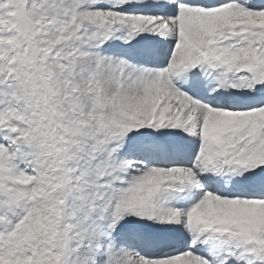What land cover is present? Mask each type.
<instances>
[{
    "label": "snow or ice",
    "instance_id": "obj_1",
    "mask_svg": "<svg viewBox=\"0 0 264 264\" xmlns=\"http://www.w3.org/2000/svg\"><path fill=\"white\" fill-rule=\"evenodd\" d=\"M0 264H264V0H0Z\"/></svg>",
    "mask_w": 264,
    "mask_h": 264
}]
</instances>
